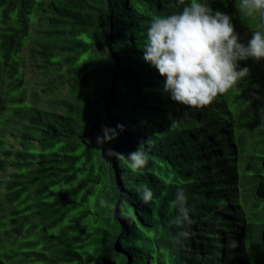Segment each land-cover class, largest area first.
<instances>
[{"label": "trees", "instance_id": "1", "mask_svg": "<svg viewBox=\"0 0 264 264\" xmlns=\"http://www.w3.org/2000/svg\"><path fill=\"white\" fill-rule=\"evenodd\" d=\"M209 3L242 42L262 27L236 0ZM178 10L174 0H0V264H166L161 243L181 264H264V61L242 62L250 75L206 106L175 103L141 49L152 18ZM251 107L262 115L248 122ZM105 126L118 138L97 145ZM140 142L148 159L133 173L126 158ZM177 187L195 221L180 242ZM93 198L109 206L95 214Z\"/></svg>", "mask_w": 264, "mask_h": 264}, {"label": "clouds", "instance_id": "2", "mask_svg": "<svg viewBox=\"0 0 264 264\" xmlns=\"http://www.w3.org/2000/svg\"><path fill=\"white\" fill-rule=\"evenodd\" d=\"M178 11L154 16L145 33L142 59L154 67L163 78L162 92L170 100L189 108L199 109L210 104L218 95L234 90L237 84L250 75L242 62L264 61V0H236L238 9L245 15L258 16L261 29L251 32L247 43L241 41L232 16L215 10L209 0H174ZM123 125L118 128L123 131ZM95 137L97 145H106L118 138L115 128L103 127ZM106 155L125 159L124 154L112 148ZM147 153L141 142L127 154V167L137 173L147 163ZM142 202L153 199L146 185L137 189ZM174 210L170 223L177 229V241L190 238L193 209L182 187H177L170 201Z\"/></svg>", "mask_w": 264, "mask_h": 264}, {"label": "rangeland", "instance_id": "3", "mask_svg": "<svg viewBox=\"0 0 264 264\" xmlns=\"http://www.w3.org/2000/svg\"><path fill=\"white\" fill-rule=\"evenodd\" d=\"M249 38H250V34H244L242 40H243L244 43H247V40ZM28 78L32 82H34L36 84L37 83L42 84V81L44 80L43 77L36 78L35 75L32 72L29 73ZM37 87H39V86H37ZM41 89H46V87L45 86H42ZM67 91H68V89L66 90L65 93H67ZM250 109L252 110V115L248 116V122H253L254 120H256L257 118H259L262 115V110L260 108L251 107ZM257 147L259 149H262V147H264V134H262V133H260L259 143H258ZM247 149H248V151H250L251 149H253L252 144L250 146H248ZM106 184H107V182L104 181L103 182V185H106ZM95 200L96 199L93 198V200H92V207H91L92 210H93V213H95V214H97V213L101 214L102 212L99 209L100 208H102V209L103 208H107L109 206V203H110V202L107 203V204L106 203H103L99 208H97L95 206ZM104 202H107V201H104ZM161 247H162V249H163L164 252H168V256L166 258V264H181L179 261L174 260L173 257H171V255H170L171 254L170 253L171 250H170L169 247H167L164 243H161Z\"/></svg>", "mask_w": 264, "mask_h": 264}]
</instances>
